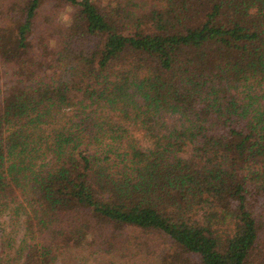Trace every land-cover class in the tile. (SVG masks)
<instances>
[{
	"label": "trees",
	"instance_id": "1",
	"mask_svg": "<svg viewBox=\"0 0 264 264\" xmlns=\"http://www.w3.org/2000/svg\"><path fill=\"white\" fill-rule=\"evenodd\" d=\"M0 68V264H264V0H0Z\"/></svg>",
	"mask_w": 264,
	"mask_h": 264
},
{
	"label": "rangeland",
	"instance_id": "2",
	"mask_svg": "<svg viewBox=\"0 0 264 264\" xmlns=\"http://www.w3.org/2000/svg\"><path fill=\"white\" fill-rule=\"evenodd\" d=\"M102 1L105 2V1H108V0H102ZM2 71H3V69L0 68V89L4 85V83H3L4 78H3ZM5 226H7V225H3L2 227L0 226V251H1V239H2V235H3L4 231L6 230Z\"/></svg>",
	"mask_w": 264,
	"mask_h": 264
}]
</instances>
